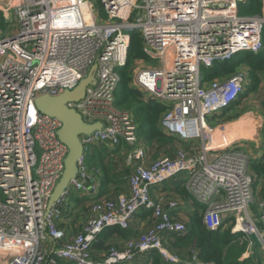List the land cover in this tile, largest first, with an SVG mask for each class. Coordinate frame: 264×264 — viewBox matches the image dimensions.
Listing matches in <instances>:
<instances>
[{"label":"built area","instance_id":"1","mask_svg":"<svg viewBox=\"0 0 264 264\" xmlns=\"http://www.w3.org/2000/svg\"><path fill=\"white\" fill-rule=\"evenodd\" d=\"M100 1L103 16L91 0H0V18L8 26L0 27V192L5 197L0 200V264H132L149 252L164 263L180 264L163 239L184 232L185 224L165 209L164 198L152 196L154 188L177 177L184 178L194 201L207 206L203 221L209 230L229 221L250 248L255 234L264 258V200L255 215L251 157L238 143L221 139L225 123H210L245 93L248 69L242 66L223 80L204 82V71L215 64L262 51L264 4L262 16L241 17L238 8L245 0ZM133 31L140 33L149 60L132 67L131 86L145 102L168 107L159 122L162 133L191 145L198 142L200 149L177 148L173 157L151 162L145 148L132 150L128 191L91 203L69 239L60 224L72 200L92 199L99 192V172L92 173L86 162L91 147L138 142L134 116L118 107L116 97ZM94 65L96 86L67 106L86 123L104 122L105 130L81 137L79 176L49 210L68 148L58 138L61 122L41 114L35 101L73 91ZM169 207L178 209V201ZM143 211L152 212V225L144 233L94 256L104 231L130 230Z\"/></svg>","mask_w":264,"mask_h":264},{"label":"trees","instance_id":"2","mask_svg":"<svg viewBox=\"0 0 264 264\" xmlns=\"http://www.w3.org/2000/svg\"><path fill=\"white\" fill-rule=\"evenodd\" d=\"M263 4V0H245L244 3L239 5V16H262ZM3 25L4 22L0 18V27H3ZM148 60V56L143 52L140 33L137 31L131 32L127 64L120 71V84L116 93L117 105L121 109H125L124 107L132 109L131 113L138 125V132L143 136L150 152L162 155V157H173L180 145V141L174 137L166 136L159 129V122L168 107L157 102H145L142 94L131 86L132 67L139 61ZM242 66L248 69L249 84L239 100L223 112L224 117L235 111L236 107L250 94L257 92L264 82V29L263 49L261 52L257 54L242 52L229 62L215 64L212 69L204 71V82L207 84L223 80L235 74ZM236 117H238V114H233L226 120H232ZM122 145L114 149H108L105 145H93L91 147L86 155V162L100 173L99 192L92 199H77V204L86 203L88 210V206L94 201L116 199L123 193L121 187L128 186L131 169L125 164V160L122 157H118ZM249 170L254 178L253 187L255 194L258 192L260 199L264 200V158L251 159ZM185 183L184 178L177 177L165 183L163 190V192L168 194L167 196L173 194L183 201H191L194 206V210L186 214L187 220L185 223L183 222L185 231L168 235L163 239L165 248L181 259L182 262L180 264H194L193 261L201 264H264L259 248L253 250L252 254L245 259H228L225 253L226 249L243 237V234L233 233L232 225L229 224V221L225 222L222 228L217 231L209 230L203 221V213L207 206L201 205L191 198ZM254 213L257 214L256 207L254 208ZM151 219V211H143L137 214L132 231H125L117 227L108 229L99 236L94 248L98 250L109 249L113 243L111 241L116 237H127L130 233L139 230L142 222L150 221ZM142 257L146 259L145 263L135 260L133 264H167L161 260L156 252H149Z\"/></svg>","mask_w":264,"mask_h":264},{"label":"crops","instance_id":"3","mask_svg":"<svg viewBox=\"0 0 264 264\" xmlns=\"http://www.w3.org/2000/svg\"><path fill=\"white\" fill-rule=\"evenodd\" d=\"M236 109H241L240 111H236V114H238V117L227 121L226 119L228 117H223V113H222L221 115L219 114V115L213 116L210 119V123L211 124H216L218 122L225 123L227 125L226 138L229 139L230 142L238 143L245 151L248 152L251 159L253 160L264 158V82L262 83L261 88L257 92L250 94L246 99H244L236 107ZM125 145L127 146L126 143H123L121 152L118 157H122L124 153V152L122 153V150L124 151ZM180 147H183L186 150L194 149L195 151H198L200 149L199 148L200 145L198 142H196L194 145H191L190 143L180 141V145L178 148ZM125 153L127 152L125 151ZM125 164L131 169V166L128 165L127 160L125 161ZM90 168L92 169V173H95V170H94L95 168H92V167ZM99 176H100V173H99ZM164 187L165 185L159 188H154L152 190V196L155 199L164 198L165 209L171 212V215L175 220L185 223V221L187 220L186 214L194 210V206L192 205V202L183 201L182 199L174 196L173 194L167 196L168 194L166 192H163ZM121 191L123 193L127 192L128 186L126 185L124 187H121ZM256 196H255V201L251 204V210L254 213V208L256 207L257 214H258L259 213L258 204L260 201H263V200L260 199V197L258 196V192L256 193ZM76 200L73 202L71 210L65 213V215L63 216V221L60 224V227L65 228L66 231L68 232L69 239L73 238L74 234L79 230V228L81 227V224L84 222V219H85V214H84L81 222L79 223V226H76L75 230H70L68 226L70 221H73L77 217L76 215H78L77 214L78 205L76 203ZM174 200L178 201L179 203L178 209H171L169 207V202L174 201ZM134 221H135V218L132 222V226L130 229L131 231H132ZM149 225L150 226L152 225V220L142 222L140 225V229L134 233L133 232L130 233L127 237H122V236L116 237L113 241H111L113 242L111 247L121 248L129 239L138 238L142 233H144L150 227ZM245 240H246L245 237H241L238 241H236V243L239 241L242 242ZM253 250H254L253 247L250 248L251 254ZM105 252L106 250H98L94 248L93 253H94V256L98 258L102 256ZM249 256L250 255L248 254H244L243 257H240V260L245 259ZM260 256L264 263V258L262 256L261 251H260ZM136 260H139L142 263L146 262V259L142 256H138Z\"/></svg>","mask_w":264,"mask_h":264},{"label":"water","instance_id":"4","mask_svg":"<svg viewBox=\"0 0 264 264\" xmlns=\"http://www.w3.org/2000/svg\"><path fill=\"white\" fill-rule=\"evenodd\" d=\"M127 29L130 30V28ZM96 70L97 65H94L88 76L83 78L73 91L66 90L58 96H40L35 101V105L41 114L61 122L62 127L58 131V138L68 148V153L64 159V172L51 195L49 210L66 192L70 182L79 176L80 160L84 155L81 137L89 138L97 132L105 130L104 122L86 123L75 109L67 106L70 102L83 100L88 86H96ZM250 239L254 242V250L260 248L259 239L255 234H252Z\"/></svg>","mask_w":264,"mask_h":264},{"label":"rangeland","instance_id":"5","mask_svg":"<svg viewBox=\"0 0 264 264\" xmlns=\"http://www.w3.org/2000/svg\"><path fill=\"white\" fill-rule=\"evenodd\" d=\"M92 3H95V7L101 12V15L103 13V9H102V4H101V1L100 0H91ZM103 16V15H102ZM8 26L6 24L3 25V29H7ZM153 65H156V63H153ZM127 111L131 112L132 109H129L127 107H124ZM124 109V110H125ZM241 109H236L235 111H232L231 113H229V115L225 116V117H229L233 114H236V111H240ZM224 117V116H223ZM138 142L136 143L135 146H129L127 144V146L125 145V148H124V151L122 150V153L125 151L127 153H123L122 155V159L123 160H127L126 158L128 157L129 153L136 149V148H139V147H143L146 149L147 151V156H148V160L149 162L151 161H154V160H157L159 158H162V155H156L155 153L153 152H150L144 138L142 135L139 134L138 132ZM182 149H184L183 147H180ZM4 195L2 194V192H0V200H4ZM74 202V200H72V203ZM77 214L76 215L77 217L73 220V221H70L69 223V228L70 230H75V227L76 226H79V223L81 222L82 218H83V215L87 212V204L85 203H79L77 204ZM226 253V256L228 257V259H240V257H243L244 254H248V255H251V252H250V243L249 241L245 240V241H242V242H237L235 244H232L229 248L226 249L225 251Z\"/></svg>","mask_w":264,"mask_h":264},{"label":"bare ground","instance_id":"6","mask_svg":"<svg viewBox=\"0 0 264 264\" xmlns=\"http://www.w3.org/2000/svg\"><path fill=\"white\" fill-rule=\"evenodd\" d=\"M221 139H225V142H230L229 139L226 138V134L221 138ZM221 143L219 141L215 142V145L218 146Z\"/></svg>","mask_w":264,"mask_h":264}]
</instances>
